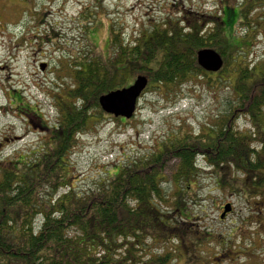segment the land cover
<instances>
[{"label": "trees", "instance_id": "1", "mask_svg": "<svg viewBox=\"0 0 264 264\" xmlns=\"http://www.w3.org/2000/svg\"><path fill=\"white\" fill-rule=\"evenodd\" d=\"M97 8L104 10L100 5ZM196 15L190 25L165 24L140 30L133 37L111 24L106 57H99L95 49L73 53L74 85L68 86L65 96L61 91L55 94L60 116L50 126V135L36 148L10 158L11 168L0 170V264H172L177 252L169 241L186 232L193 214L190 180L203 170L200 153L220 176L217 182L224 189L242 192L235 177L242 171V183L263 190L259 184L264 185V173L256 170L264 169V130L256 125L253 131L239 130L232 125V117L240 110L261 124L264 59L253 67L240 63L244 44L230 48L221 14L212 16L210 27L205 28ZM96 17L83 9L86 31ZM215 46L221 54H233L227 56V64L240 63L228 79L237 104L227 109L225 119L209 124L208 132L170 137L162 150L149 156L127 158V163H120L94 187L79 190L73 186L66 157L78 136L90 131L98 118L114 116L102 109L103 94L132 84L139 74L150 81L146 89L154 83L182 84L197 72L207 74L197 54ZM15 96L13 107L50 125L38 106H30L20 92ZM174 160L175 169L167 180L165 167ZM167 181L171 189L163 186ZM253 188L247 187L244 193L253 194Z\"/></svg>", "mask_w": 264, "mask_h": 264}, {"label": "rangeland", "instance_id": "2", "mask_svg": "<svg viewBox=\"0 0 264 264\" xmlns=\"http://www.w3.org/2000/svg\"><path fill=\"white\" fill-rule=\"evenodd\" d=\"M28 3L26 12L13 11L10 24H0V132L10 137L4 139V134H0V170L11 168L9 159L38 146L41 137L38 130L26 124L24 112L13 107L15 94L20 92L30 106H38L53 125L60 116L56 92L65 96L67 88L74 85L73 53L95 49L99 57H106L111 24L133 37L140 30L159 29L165 24L190 25L196 14L203 15L196 16L205 28L210 18L219 13L230 37V48L234 49L233 44H244L240 63H251L253 67L264 59V0H28ZM84 8L97 15L87 31L81 18ZM212 49L221 54L217 46ZM231 54L230 51L221 54L224 67L215 71L217 74L197 72L182 84L171 86L154 83L145 89L135 115L129 120H115L111 115L98 118L90 131L78 136L73 152L65 155L73 186L79 190L94 187L99 180L112 175L120 163H127V158L149 156L162 150L168 138L208 132L209 124L225 119L227 109L237 104L228 79L234 77V69L240 63L227 64V56L229 59ZM259 120L260 126L250 114L237 110L232 125L239 130L253 131L254 125L264 130V113ZM254 144L261 146L259 142ZM198 156L203 170L190 180L193 214L186 223V232L169 241L177 252L172 264H264V185L259 184L263 190L255 191L251 183H242L243 172L237 171L239 176L235 177L242 192L224 189L218 185L220 176L211 169L204 154ZM174 166L175 160L167 163V180ZM256 172L263 174L264 169ZM170 183L167 181L163 186L171 189ZM247 187L253 188V194L244 193ZM227 203L232 204L233 210L221 219Z\"/></svg>", "mask_w": 264, "mask_h": 264}, {"label": "water", "instance_id": "3", "mask_svg": "<svg viewBox=\"0 0 264 264\" xmlns=\"http://www.w3.org/2000/svg\"><path fill=\"white\" fill-rule=\"evenodd\" d=\"M197 59L198 63L207 71H218L224 64L223 56L212 48L200 49ZM44 68L45 64L42 66V69ZM148 83V77L139 74L132 84L103 94L100 97L102 109L116 117L131 118L136 111L139 98ZM232 208V204L227 203L220 218L223 219Z\"/></svg>", "mask_w": 264, "mask_h": 264}, {"label": "flooded vegetation", "instance_id": "4", "mask_svg": "<svg viewBox=\"0 0 264 264\" xmlns=\"http://www.w3.org/2000/svg\"><path fill=\"white\" fill-rule=\"evenodd\" d=\"M28 4H29L28 0H22V1L20 0H0V24L3 22H7L10 24L9 18H11V13L16 10L17 11L19 10L21 12H26L27 11L26 8ZM40 24L42 25L41 20H40ZM14 108L18 110L17 107L14 106ZM19 111H21L22 113L24 112V114L27 116L28 120L26 121V124H28L29 127H32L33 129L39 131V133L41 134V137L38 138L39 141L41 140L42 142L45 138H47L46 136L48 134L50 135L51 125H46L43 118L38 119L36 116L31 114L30 112L26 113L25 110L20 109ZM1 133L3 132L1 131L0 134ZM5 136L6 134H4L3 138L9 140L10 137L8 136L5 137ZM16 137L19 138L21 136H16ZM32 148H36V146L33 145Z\"/></svg>", "mask_w": 264, "mask_h": 264}]
</instances>
